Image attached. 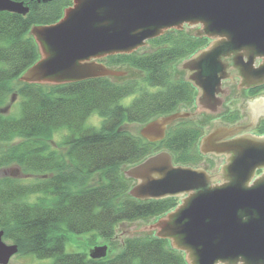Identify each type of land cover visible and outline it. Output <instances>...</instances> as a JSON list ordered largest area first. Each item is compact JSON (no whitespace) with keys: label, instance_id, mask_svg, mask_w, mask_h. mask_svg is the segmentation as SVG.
Here are the masks:
<instances>
[{"label":"trees","instance_id":"trees-1","mask_svg":"<svg viewBox=\"0 0 264 264\" xmlns=\"http://www.w3.org/2000/svg\"><path fill=\"white\" fill-rule=\"evenodd\" d=\"M17 1L29 6L26 15L0 11V170L17 167L37 179L25 183L0 176L4 240L19 246L16 255L42 261L31 264H188L163 237L135 235L118 243L120 224L161 217L180 200L133 198L134 181L125 177L123 167L163 150L177 165L213 166L199 148L204 129L191 118L179 119L162 141L151 142L130 133L125 124H147L194 104L196 88L176 77L175 65L207 45V38L170 29L150 40L149 51L103 60L108 67L129 65L144 73L141 79L17 84L40 58L32 28L58 23L73 0ZM133 95L129 105L123 103ZM15 99L19 110L6 113ZM94 114L101 117L99 127L88 125ZM227 121L233 124L237 118ZM70 234H91L92 245L106 241L112 253L68 252Z\"/></svg>","mask_w":264,"mask_h":264},{"label":"water","instance_id":"water-1","mask_svg":"<svg viewBox=\"0 0 264 264\" xmlns=\"http://www.w3.org/2000/svg\"><path fill=\"white\" fill-rule=\"evenodd\" d=\"M29 10L23 1L0 0V11L26 15ZM187 23L201 24L195 35L203 25L210 42L178 68L194 71L188 80L195 87H203L206 101L215 103L225 78L221 73L227 70L222 53L248 47L246 51L253 55L264 54V0H74V6L58 23L33 27L44 58L21 80L71 82L126 75L125 71L90 61L131 54L164 31ZM220 39L229 40L222 51L217 49ZM188 74L187 70L186 78ZM255 76L249 70L248 77ZM259 77V82L264 81V74ZM193 115L180 111L161 116L144 127L143 136L151 142L162 141L170 125ZM240 131L219 127L205 135H212L210 152L226 155L218 173L177 165L166 150L124 171L126 178L136 181L129 192L135 199L185 197L181 205L138 230H156L161 237H169L175 248L186 250L188 264H217L239 258L234 264L264 261V173L252 184L264 167V136L245 133L216 148L222 138ZM230 152L236 157L231 158ZM231 178L234 183L227 184ZM218 179L222 183L217 184ZM4 234L0 230V264H9L19 246L8 244ZM106 250L96 247L91 256L104 257Z\"/></svg>","mask_w":264,"mask_h":264},{"label":"rangeland","instance_id":"rangeland-1","mask_svg":"<svg viewBox=\"0 0 264 264\" xmlns=\"http://www.w3.org/2000/svg\"><path fill=\"white\" fill-rule=\"evenodd\" d=\"M73 6H74V0H73L72 6H70V7H73ZM66 10H65V12H66ZM64 15H65V13H64ZM199 28H201V24L200 23H187V24H182V25L173 27L171 29H174V30H185L186 32H188L190 34L195 35L194 34V31L197 30V29H199ZM168 30H170V29H168ZM168 30L164 31V33L167 32ZM164 33H162V34H164ZM31 34L35 38V36L32 33V30H31ZM36 41H37V39H36ZM209 42H210V39L207 37V44ZM37 43H38L39 54H40V58H39L38 61H40V60H42L44 58V53H43V51L41 49V46H40V44H39L38 41H37ZM150 47H151L150 46V40H148L143 46L139 47L137 50H134L131 53H134V52H142V51H149L150 50ZM108 57H109L108 55L107 56H101L100 58L92 59L90 62H96V63H99V64H101L103 66L108 67L103 62V60L107 59ZM187 59L188 58L183 59V60H180L175 65V74H176V77L177 78L186 79L187 70L186 69H179L178 68V65L181 62H183V61H185ZM108 68H111V69H114V70L125 71L127 73L126 75H106L105 76V77H110L111 79H113V80H115L117 82H125V81H127L129 79H132V78L141 79L144 76V73L143 72H141V71H139V70H137V69H135V68H133V67H131L129 65H121V66H117V67H108ZM24 75L25 74H23L20 77V79L17 81V84L20 83V82H30V81H26V80H21V78ZM30 83H40V84H43V85H46V86H50V85L64 84V83H67V82L40 81V82H30ZM263 95H264V92H263ZM135 97H136V95L129 96V97H127V98L124 99L123 103L126 104V105H129L133 101V99ZM245 100L244 101L238 100L236 102V105L235 104L234 105L230 104L231 105V108L239 109V112H241V110H242V113H245V111H246V113H248L249 110L246 108ZM18 110H19L18 99H15L13 101L12 107L9 108L6 111V113H16ZM180 111H187V112H190V113H192V112L193 113H196V116L194 118H191V119H192V121L196 122L197 124H199L204 129V136L206 134H208L210 131H212V130H214L216 128H219V127H229L230 126V124H220L219 121H217L218 119H215L211 114H208L207 113V110L204 111V109L198 108V106H196L195 101H194V104L191 105V106H181L180 109L178 110V112H180ZM164 116H166V115H164ZM247 122L248 121L245 119L242 122V124H244V123L245 124H248ZM147 124L126 123L125 124V128L130 133H132L133 135L140 136V137H143L144 139L148 140L145 136H143V133H142L144 127ZM88 125H92V126H95V127H99L101 125V117L99 115H97V114H94L88 120ZM263 128H264V126L259 130V132H261ZM259 132L256 133L255 131H252L251 133L252 134H255V135L264 136V133L259 134ZM243 134H245V133H243ZM243 134H241V131H240L238 133H235L233 135L227 136V137L222 138V139H223V141H227L229 139L231 140V139L236 138L238 136H241ZM62 135L63 134L61 132V133H58L55 136V138H54V140H55V144H54L55 145V148H57V145L56 144L61 140V136ZM203 137L201 138V140L199 142V148H200V143H201ZM156 142H159V141H156ZM200 151H201V148H200ZM201 153H202V151H201ZM203 155L205 157H207V158H209V159H211V160L214 161V165H213L214 167L211 164L207 165L206 163H203L202 165H199V166H196V167L204 168V169H206L211 174H215V173L220 172L222 165H224L225 162H226V155L225 154H223V155L213 154L212 152L211 153H206V154H203ZM130 167L131 166H125V167H123V172L126 171V170H128ZM193 167H195V166H193ZM261 172H262V174L264 173V167L259 170V173L258 172L256 173L255 178H257L258 176H260L261 175ZM4 175H9V176L15 177V178H17V179H19V180H21V181H23L25 183L34 182L37 179V177H35V176L24 174L22 172V170L19 169V168H17V167H11L9 169L0 170V176H4ZM133 181H134V184H135L136 181L135 180H133ZM216 183L217 184L222 183V179H218V181ZM178 198L180 199L179 200V204H178V206H179V205H181L182 199L185 198V197H178ZM159 218L160 217L155 218V219H152V220H149V221L139 220V221H135V222H124V223L120 224L119 227H118V229H117L116 240L118 241V243H121L123 241V239H125L126 237L135 236V235H156V236L161 237L160 235L157 234V231L156 230H138L139 227H141L143 225H146L148 223H151V222H153V221H155V220H157ZM91 236H92L91 234H85V235L70 234L69 235V238L70 239H69V241L66 244L67 251L68 252L87 253V254L91 255L92 254V250L95 249L96 247H99V248L100 247H107V250H106L107 252H106V255L105 256L110 255L112 253V250L109 249L110 244L108 242H106V241L98 240L97 241V244L92 245L90 243ZM165 237H166L167 240H169L170 245L173 248H175L172 245L171 239L169 237H167V236H165ZM6 242L8 244H13L11 241H8V240ZM175 249H177L178 251L183 252V254L185 255V258H186V250L185 249L184 250L183 249L180 250V248L179 249L178 248H175ZM40 262H42V261L37 260V259H34L32 257L15 255L11 259V261H10L9 264H31V263H40Z\"/></svg>","mask_w":264,"mask_h":264},{"label":"flooded vegetation","instance_id":"flooded-vegetation-1","mask_svg":"<svg viewBox=\"0 0 264 264\" xmlns=\"http://www.w3.org/2000/svg\"><path fill=\"white\" fill-rule=\"evenodd\" d=\"M203 28L204 27L202 25V29L200 30L201 32L198 31L196 36L209 38V34L204 31ZM228 41V39H220L217 49L219 51L224 50L223 44H226ZM208 46H211V44ZM246 49H248V47L231 50L230 52L225 51L222 53L223 65L227 66V70L221 73V75H224L225 78L222 81L220 89L216 93L217 99L214 101L215 103L206 101L203 87H196L195 103L198 108L203 107L204 111L207 110L208 114H211L215 119H218L217 121H219L220 124H230L227 119L236 117L237 121L230 124L231 128L241 130V134H252V131L258 133L264 126V81H258L260 79L259 74H264V54L261 56L258 54L253 55L252 51H246ZM187 70L189 71V74L186 80L189 81L188 79H192L195 72L190 71L189 69ZM249 70H252L257 77L255 76V78L250 79L248 77ZM238 100H245L246 108L249 110L248 113H246V111L245 113H242V110L239 112V109L231 108L230 104L236 105ZM193 114L194 115L190 118H194L196 116V113ZM245 119L248 121V124H242ZM259 134L262 133L259 132ZM211 137L212 135L203 137V144L200 146L203 152L205 150L207 153H211V147H209ZM229 141L232 140L229 139ZM229 141L227 140V142ZM223 142V139L219 141L216 148L219 147V145L221 146ZM230 153L232 155L231 158L236 157L233 152ZM257 181L258 180L254 178L252 184L257 183ZM226 183H234V179L231 178ZM183 209H181L178 213H180ZM240 259L241 258L236 260H222L217 264H234ZM257 264H264V261L257 262Z\"/></svg>","mask_w":264,"mask_h":264}]
</instances>
